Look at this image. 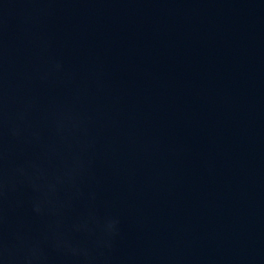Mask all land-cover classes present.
I'll return each mask as SVG.
<instances>
[{
    "label": "water",
    "instance_id": "95a60500",
    "mask_svg": "<svg viewBox=\"0 0 264 264\" xmlns=\"http://www.w3.org/2000/svg\"><path fill=\"white\" fill-rule=\"evenodd\" d=\"M159 67L264 129V0H0Z\"/></svg>",
    "mask_w": 264,
    "mask_h": 264
}]
</instances>
